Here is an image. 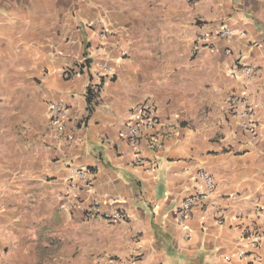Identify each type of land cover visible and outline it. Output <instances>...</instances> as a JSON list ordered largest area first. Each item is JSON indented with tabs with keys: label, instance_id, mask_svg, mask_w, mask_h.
I'll list each match as a JSON object with an SVG mask.
<instances>
[{
	"label": "crops",
	"instance_id": "0c3cea01",
	"mask_svg": "<svg viewBox=\"0 0 264 264\" xmlns=\"http://www.w3.org/2000/svg\"><path fill=\"white\" fill-rule=\"evenodd\" d=\"M171 18V42L147 38ZM221 28L235 35L195 50ZM81 59L89 68L77 74ZM244 67L253 74H236ZM232 96L255 108L257 136L236 123ZM146 100L159 125L143 132L139 164L121 132ZM51 101L70 109L63 131ZM73 170L89 171L91 187ZM201 171L216 191L179 222ZM115 213L125 221L104 219ZM254 233H264V0H0V264H264V243L248 247Z\"/></svg>",
	"mask_w": 264,
	"mask_h": 264
},
{
	"label": "built area",
	"instance_id": "2783aa9c",
	"mask_svg": "<svg viewBox=\"0 0 264 264\" xmlns=\"http://www.w3.org/2000/svg\"><path fill=\"white\" fill-rule=\"evenodd\" d=\"M103 36L111 35L108 29H103ZM235 35V31L230 28L217 29L214 32L206 33L200 35L197 38V45L195 50H199L202 47H208L209 49H214V40L217 39H227ZM243 34H241L242 36ZM202 43V44H201ZM89 68V63L86 59H81V61L76 65L75 71L77 74L85 72ZM102 71L105 74L111 72V69L107 66L102 67ZM250 76L253 71L249 67H244L236 74ZM71 70L68 71L67 75H72ZM109 75V74H108ZM99 88H92L93 101L98 100ZM228 104L230 106L232 116L236 120V123L241 128L242 131L250 134L251 136H257V126L255 123L256 111L255 108L250 106L244 98L232 96L228 99ZM48 113L49 118L54 127L60 132L66 127V123L70 116V109L66 105L51 101L48 103ZM159 125V119L157 115V108L155 104L146 100L136 105L132 110V117L127 122L124 130L121 132L122 138L127 142L128 146L134 153L135 159L141 164V159L139 158V147L141 144L143 132L145 130H153ZM155 167V165H154ZM72 176L74 179L85 184L86 188L91 187V179L89 171L85 170H73ZM216 191V183L213 176L207 171H201L196 177V186L194 188V194L183 199L180 207L178 208L176 215L179 222H185L188 220L194 209L202 207ZM96 203L94 206H97ZM100 214V211L92 212V215ZM106 221L111 224H118L125 221V215L121 213H115L107 215L104 217ZM251 236V240L248 241V247L252 251H258L262 244L264 243V233H254ZM141 255L138 253L132 258V261H136ZM238 257L240 259H246L247 254L239 253ZM260 257L258 255L254 256V262H259Z\"/></svg>",
	"mask_w": 264,
	"mask_h": 264
},
{
	"label": "rangeland",
	"instance_id": "374dc122",
	"mask_svg": "<svg viewBox=\"0 0 264 264\" xmlns=\"http://www.w3.org/2000/svg\"><path fill=\"white\" fill-rule=\"evenodd\" d=\"M175 21H176L175 18L170 19L169 31L167 30L164 31L165 32L164 34H162L163 26L161 27V20L152 21L154 34L148 35L147 38L155 42V44L162 43V42H168V41L171 42V40L175 37V34H173L175 33V28L177 26Z\"/></svg>",
	"mask_w": 264,
	"mask_h": 264
}]
</instances>
